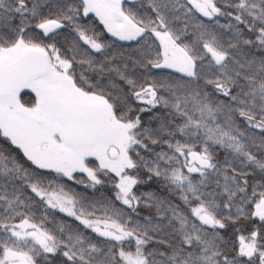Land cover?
<instances>
[{
	"label": "snow or ice",
	"instance_id": "snow-or-ice-1",
	"mask_svg": "<svg viewBox=\"0 0 264 264\" xmlns=\"http://www.w3.org/2000/svg\"><path fill=\"white\" fill-rule=\"evenodd\" d=\"M0 264H264V0H0Z\"/></svg>",
	"mask_w": 264,
	"mask_h": 264
}]
</instances>
